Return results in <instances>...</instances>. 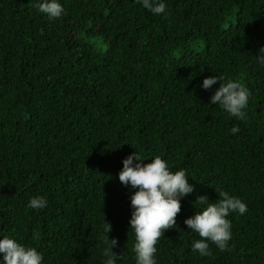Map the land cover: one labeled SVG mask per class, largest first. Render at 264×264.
I'll return each instance as SVG.
<instances>
[{
	"label": "trees",
	"instance_id": "trees-1",
	"mask_svg": "<svg viewBox=\"0 0 264 264\" xmlns=\"http://www.w3.org/2000/svg\"><path fill=\"white\" fill-rule=\"evenodd\" d=\"M37 2L0 0V239L36 247L43 264H103L107 222L118 264H135V189L119 173L137 151L195 185L158 264H264V0H166L167 17L136 0H61L55 21ZM212 75L250 90L246 120L211 103L219 82L200 85ZM216 190L248 211L229 216L226 250L201 257L184 220ZM37 196L48 206L27 208Z\"/></svg>",
	"mask_w": 264,
	"mask_h": 264
},
{
	"label": "clouds",
	"instance_id": "clouds-1",
	"mask_svg": "<svg viewBox=\"0 0 264 264\" xmlns=\"http://www.w3.org/2000/svg\"><path fill=\"white\" fill-rule=\"evenodd\" d=\"M136 3L154 15H168L166 0H136ZM36 8L53 21L66 14L61 0H38ZM258 53L257 60L264 64V46L258 49ZM218 82L219 87L210 97L211 103L231 117L246 120L250 90L238 80L220 75L204 78L200 86L204 90H210ZM239 132L238 126L231 128L232 134ZM145 160L149 159H145L137 151L128 155L123 159L119 180L124 186L135 189L130 197L133 209L130 230L135 235V264H158L157 244L167 230L177 225L181 201L194 192L195 185L190 182L185 169L173 172L160 155L150 159V163H144ZM217 193L219 199L214 202H210L208 196H197L195 205L199 204L201 209L184 220L190 232L200 237L193 242L191 251L201 257L211 255V244H215L221 251L226 250L232 239V222L229 216L233 213L244 215L248 211L247 204L242 199L223 190ZM26 206L42 210L48 206V200L44 196L32 197ZM104 231L107 235L103 239V264H118L123 258V254L114 251L119 247V239L109 238L112 227L107 222ZM32 238L38 240L39 233L34 232ZM0 253L3 254L0 264H43L44 261L43 253L36 247L28 246L11 236L0 239Z\"/></svg>",
	"mask_w": 264,
	"mask_h": 264
}]
</instances>
